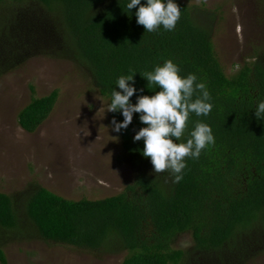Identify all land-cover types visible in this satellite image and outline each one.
<instances>
[{
  "label": "trees",
  "instance_id": "1",
  "mask_svg": "<svg viewBox=\"0 0 264 264\" xmlns=\"http://www.w3.org/2000/svg\"><path fill=\"white\" fill-rule=\"evenodd\" d=\"M175 2L181 12L175 29L147 32L137 23L139 6L127 9L130 0H0V79L35 57L67 60L88 72L109 105L112 92L122 91L118 78L134 75L135 104L161 90L142 75L171 59L182 77L195 74L206 85L213 105L207 116L190 113L174 142L186 143L197 121L215 137L198 159L185 158L177 183L170 171L156 174L143 156L144 141L134 137L147 125L134 113L119 134L135 176L118 195L69 200L36 183L15 195L0 193V264H8L7 244L33 239L98 257L125 251L122 264H247L264 253V115L255 116L264 101V50L228 76L213 42L215 13ZM31 90L18 115L29 133L59 97L58 90L43 97ZM113 118L124 120L121 111L110 112ZM184 233L193 246L174 248Z\"/></svg>",
  "mask_w": 264,
  "mask_h": 264
},
{
  "label": "rangeland",
  "instance_id": "2",
  "mask_svg": "<svg viewBox=\"0 0 264 264\" xmlns=\"http://www.w3.org/2000/svg\"><path fill=\"white\" fill-rule=\"evenodd\" d=\"M214 12L213 42L228 76L264 50V0H180ZM196 10V9H195ZM237 65L239 67H237ZM35 96L59 91L50 116L29 133L19 112ZM109 101L88 72L74 62L35 57L0 79V193L15 195L38 184L69 200L118 195L134 180L114 131ZM192 237L179 235L176 249ZM8 264H122L127 252L100 255L40 239L4 247ZM247 264H264V253Z\"/></svg>",
  "mask_w": 264,
  "mask_h": 264
},
{
  "label": "clouds",
  "instance_id": "3",
  "mask_svg": "<svg viewBox=\"0 0 264 264\" xmlns=\"http://www.w3.org/2000/svg\"><path fill=\"white\" fill-rule=\"evenodd\" d=\"M137 6V23L143 25L147 32H154L161 25L165 30L172 31L181 15L175 0H147L146 4H142L141 0H130L127 9L132 10ZM179 73V67L171 59L166 60L163 66L157 65L154 71L145 72L142 76L148 84H156L161 90L153 96H138L135 104L130 102V98L137 92L133 86L134 75H121L117 85L122 91L112 92L108 108L109 112L121 111L124 116L122 123L113 118L112 125L116 132L127 129L132 123L133 114L140 113V121L147 127L137 132L134 141L143 139L142 154L151 158L156 174L170 171L177 183L183 179L182 171L187 167L185 158L198 159L206 146L215 143L211 127L200 121L196 122L186 143L174 142L173 138H182L190 113L207 116L213 107L209 103L211 96L206 85L197 82L195 74L182 77ZM139 91L143 93L144 89ZM197 93L199 95L193 99ZM262 115L264 101L258 103L255 111L257 119Z\"/></svg>",
  "mask_w": 264,
  "mask_h": 264
}]
</instances>
